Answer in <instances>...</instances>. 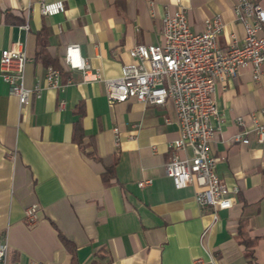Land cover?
I'll return each instance as SVG.
<instances>
[{
  "label": "crops",
  "instance_id": "0c3cea01",
  "mask_svg": "<svg viewBox=\"0 0 264 264\" xmlns=\"http://www.w3.org/2000/svg\"><path fill=\"white\" fill-rule=\"evenodd\" d=\"M39 1L0 0V59L17 41L26 43L29 54L34 34L46 24L48 48L64 67L60 86L51 87L48 66L32 58L25 84L42 90L24 106L0 73V237L8 242L10 264H70L59 231L74 241L81 264H264V142L250 120L252 112L264 120V82L254 80L251 65L216 83L220 122L211 150L234 204L219 209L215 220L211 208L196 201V184L176 188L165 172L169 144L179 135L172 101H110L104 80L85 81L65 61L67 46L76 43L102 77H119L133 61L134 45L163 41V18L177 10V0H63L64 11L54 15H43ZM237 1L181 4L197 32L220 14L225 26L217 42L226 47L233 36L239 44L245 37ZM81 102L84 130L94 136L97 154L119 155L109 183L102 180L104 164L73 140ZM245 130L248 144L234 139ZM148 178L152 183L138 185ZM32 204L38 207L34 223L25 214ZM242 219L248 234L260 237L251 257L238 235Z\"/></svg>",
  "mask_w": 264,
  "mask_h": 264
},
{
  "label": "built area",
  "instance_id": "2783aa9c",
  "mask_svg": "<svg viewBox=\"0 0 264 264\" xmlns=\"http://www.w3.org/2000/svg\"><path fill=\"white\" fill-rule=\"evenodd\" d=\"M180 4L174 13L166 12L163 18V41L160 43H137L130 50L133 61L122 67V74L104 78L98 69H92L80 54L79 45L71 43L66 48L65 61L71 68L80 69L85 81L104 80L110 101L120 102L136 99L144 104L165 105L172 101L179 135L170 144V159L165 164L166 174L176 188L197 185L196 201L210 207L213 217L218 218L219 209L234 204L232 191L217 173L219 158L211 150V142L219 127L220 114L214 92L218 80L237 75L240 68L251 65L255 81L264 82V5L252 0H238L235 6L237 18L245 26L243 43L233 36L226 47H220L218 35L225 23L220 14L206 20L204 31L192 30L187 9ZM43 15L64 11L63 0H40ZM22 27L28 28L25 24ZM32 60L27 45L17 41L5 49L0 59V73L10 85V91L19 99L20 105H28L33 96L41 95V86L25 84V67ZM60 70L48 66L47 84L60 86ZM60 102V108L63 107ZM264 113V108L262 109ZM250 120L257 139L264 142V120L255 112ZM170 122V118H166ZM239 125H245L243 116L237 117ZM116 132L118 131L115 128ZM248 130L238 132L234 139L248 144ZM117 139V144H118ZM190 150V151H189ZM152 179H143V187ZM37 205L25 210L30 223L37 220ZM207 229L203 231L205 235ZM0 264H10V248L6 237H0ZM31 264H40L33 262Z\"/></svg>",
  "mask_w": 264,
  "mask_h": 264
},
{
  "label": "trees",
  "instance_id": "16d2710c",
  "mask_svg": "<svg viewBox=\"0 0 264 264\" xmlns=\"http://www.w3.org/2000/svg\"><path fill=\"white\" fill-rule=\"evenodd\" d=\"M255 3H260L261 0H252ZM50 30L46 24H43L42 28L34 34V44L29 52V55L35 60L43 62L46 66H53L60 71H64L63 65L59 59L56 58L50 52L49 45ZM77 118L74 121L73 126V140L80 145V147L92 158L101 161L104 164V171L102 172V180L104 183L111 182L116 177V164L119 160V155L114 153L109 157H101L97 154L95 149L94 136L87 135L83 126V117L85 114L84 103L81 102L75 109ZM238 235L246 245V256L251 257L253 255V247L258 243L259 236H250L246 230V221L241 220L238 225ZM59 236L71 255L70 264H81L78 260L77 246L70 238H68L62 231H59Z\"/></svg>",
  "mask_w": 264,
  "mask_h": 264
}]
</instances>
